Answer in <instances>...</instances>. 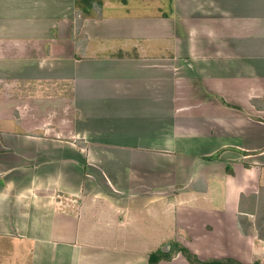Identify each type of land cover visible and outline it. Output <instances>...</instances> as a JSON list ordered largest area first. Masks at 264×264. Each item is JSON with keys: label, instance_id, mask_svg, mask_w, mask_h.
<instances>
[{"label": "crops", "instance_id": "0c3cea01", "mask_svg": "<svg viewBox=\"0 0 264 264\" xmlns=\"http://www.w3.org/2000/svg\"><path fill=\"white\" fill-rule=\"evenodd\" d=\"M76 1L0 0V264L264 258V0Z\"/></svg>", "mask_w": 264, "mask_h": 264}, {"label": "rangeland", "instance_id": "374dc122", "mask_svg": "<svg viewBox=\"0 0 264 264\" xmlns=\"http://www.w3.org/2000/svg\"><path fill=\"white\" fill-rule=\"evenodd\" d=\"M55 106H56L55 103L48 104L47 108H44V113H39L37 107H35L34 111L36 114L31 115V121L32 120L36 122L41 121L42 117H45L47 115V114L45 115V113L49 112ZM52 116L56 117L57 114H53ZM256 191L258 192L257 195L249 196L243 199V202L247 207L246 211L249 212V214H252L254 217L243 216L240 220L241 228L243 232L247 233L253 231L259 239H263L264 238V185L258 188ZM254 264H264V258L256 260Z\"/></svg>", "mask_w": 264, "mask_h": 264}, {"label": "trees", "instance_id": "16d2710c", "mask_svg": "<svg viewBox=\"0 0 264 264\" xmlns=\"http://www.w3.org/2000/svg\"><path fill=\"white\" fill-rule=\"evenodd\" d=\"M75 5L77 9L81 10L82 18H87L88 16H91L94 6H101L102 2L93 0H79L76 1ZM227 171L230 173V168H227ZM177 253H182L190 264H240L232 260H212L202 262L195 255H193L186 247L175 243H171V250L169 253H163L160 249L157 252L151 254L149 257V264H158L162 260L171 259L172 255Z\"/></svg>", "mask_w": 264, "mask_h": 264}, {"label": "water", "instance_id": "95a60500", "mask_svg": "<svg viewBox=\"0 0 264 264\" xmlns=\"http://www.w3.org/2000/svg\"><path fill=\"white\" fill-rule=\"evenodd\" d=\"M171 250V247L169 245H167L166 247L163 248V251L166 253H169Z\"/></svg>", "mask_w": 264, "mask_h": 264}]
</instances>
